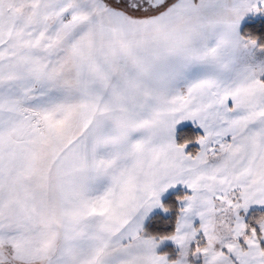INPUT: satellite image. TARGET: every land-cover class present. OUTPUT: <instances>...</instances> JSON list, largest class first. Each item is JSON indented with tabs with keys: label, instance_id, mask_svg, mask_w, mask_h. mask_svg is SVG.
I'll use <instances>...</instances> for the list:
<instances>
[{
	"label": "snow or ice",
	"instance_id": "1",
	"mask_svg": "<svg viewBox=\"0 0 264 264\" xmlns=\"http://www.w3.org/2000/svg\"><path fill=\"white\" fill-rule=\"evenodd\" d=\"M0 264H264V0H0Z\"/></svg>",
	"mask_w": 264,
	"mask_h": 264
},
{
	"label": "trees",
	"instance_id": "2",
	"mask_svg": "<svg viewBox=\"0 0 264 264\" xmlns=\"http://www.w3.org/2000/svg\"><path fill=\"white\" fill-rule=\"evenodd\" d=\"M167 247H172V245L171 244H169V245H167ZM164 250V247L160 250V251H163Z\"/></svg>",
	"mask_w": 264,
	"mask_h": 264
},
{
	"label": "crops",
	"instance_id": "3",
	"mask_svg": "<svg viewBox=\"0 0 264 264\" xmlns=\"http://www.w3.org/2000/svg\"><path fill=\"white\" fill-rule=\"evenodd\" d=\"M169 244H171V243H168L167 245H169ZM162 248H163V246H162ZM162 248H161V249H162ZM161 249H160V250H161Z\"/></svg>",
	"mask_w": 264,
	"mask_h": 264
},
{
	"label": "rangeland",
	"instance_id": "4",
	"mask_svg": "<svg viewBox=\"0 0 264 264\" xmlns=\"http://www.w3.org/2000/svg\"><path fill=\"white\" fill-rule=\"evenodd\" d=\"M170 243V242H169Z\"/></svg>",
	"mask_w": 264,
	"mask_h": 264
}]
</instances>
